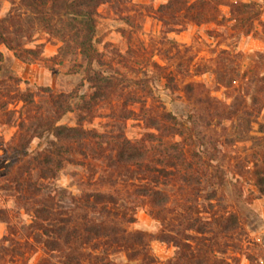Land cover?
I'll use <instances>...</instances> for the list:
<instances>
[{"label": "trees", "instance_id": "trees-1", "mask_svg": "<svg viewBox=\"0 0 264 264\" xmlns=\"http://www.w3.org/2000/svg\"><path fill=\"white\" fill-rule=\"evenodd\" d=\"M113 1L118 0H7L9 8L0 16V45L31 62L40 58L43 44L27 45L37 33H44L59 43L55 58L80 59L83 79L69 93L40 87V95L46 98L42 103L33 91L19 87V78L0 79L1 122L10 123L17 113L10 143L0 136V146L5 145L10 154L2 189L13 192L32 213L28 228L44 248L60 254L59 264H157L150 247L153 239L174 247L172 257L162 264H231L226 253L229 247L237 249L238 244L231 242L242 226L238 215L223 205L221 168L212 164L195 132L198 124L229 122L240 139L248 136L250 124L264 113V50L255 52L240 74L229 76L225 84L231 90L229 102L203 94L201 83L190 81L179 88L196 105L190 112L154 108L134 90L124 93L130 85L128 77L101 68L106 63L94 41L97 8ZM262 4L261 0H165L157 8V17L167 32L174 31L181 18L196 24L229 22L243 35L255 31L258 24L264 40ZM221 5L227 6L228 16ZM3 58L0 50V62ZM217 58L219 71L236 55L221 50ZM166 81L171 90H178L173 76H166ZM84 82L91 89L88 94H80ZM133 83L144 86L141 80ZM115 99L122 100L121 107L110 114L111 123L103 131L84 126L101 103ZM18 102H22L18 109L9 108ZM135 103L137 112L126 108ZM75 109L76 125L58 123ZM130 118L141 120L152 131L130 139L124 130ZM35 139L45 144L31 150ZM245 162L264 199V128ZM68 164L84 169L86 177L78 194L63 190L59 195L48 182ZM142 202L160 222L155 235L129 229ZM1 242L14 254L23 246L11 234ZM121 252L125 262L116 260ZM246 258L255 264V256ZM46 264L56 263L47 260Z\"/></svg>", "mask_w": 264, "mask_h": 264}, {"label": "rangeland", "instance_id": "rangeland-1", "mask_svg": "<svg viewBox=\"0 0 264 264\" xmlns=\"http://www.w3.org/2000/svg\"><path fill=\"white\" fill-rule=\"evenodd\" d=\"M261 1V19L264 20V0ZM164 2L165 0H118L97 8L94 41L97 49L104 53L106 63L101 68L106 72L128 77L130 85L124 93L134 90L146 100L147 105L150 104L154 108L165 106L168 110L186 115L196 105L188 102L179 88L190 81L201 83L205 90L203 94L229 102L231 90L225 86L229 76L240 74L249 65V58L255 52L264 50L259 25H255V31L243 35L234 31L229 22L196 24L181 18L179 24L173 25L176 29L167 32L157 17V8ZM8 8L7 0H0V16H3ZM219 8L228 16L227 6L221 5ZM39 43L43 44L41 56L31 62L16 58L12 51L1 44L0 50L4 58L0 62V79L10 75L19 78V87L33 91L36 101L42 103L46 98L40 95V87L69 93L82 81L83 72L79 66L80 59L74 61L70 57L55 58L59 43L49 40L44 33H37L35 40L27 46L34 47ZM221 50H227L229 54L236 55V58L229 66L221 65L223 69L218 71L217 62L220 60L217 55ZM94 67L100 68L96 64ZM166 76L174 77L178 90L170 89ZM135 80H141L144 86H136L133 83ZM238 83L234 82L233 85ZM90 92L88 83L84 82L80 94ZM121 103V99H115L110 104L101 103L94 111L95 117L91 122L84 123V126L103 131L105 126L111 123L110 114L116 112ZM21 105L22 102H18L10 104L9 108L18 109ZM138 106L135 103L127 105L126 108L137 112ZM16 116L17 113L10 123H2L0 118V136L5 143H10L16 132ZM77 118L78 110L75 109L66 113L58 123L73 126L76 125ZM263 128L264 113H261L250 124L245 139H240V135L229 122H211L209 126L198 124L195 132L199 140L204 142L212 164L221 168L224 183L221 188L224 195L223 205L228 211L238 215L242 226V232L235 235L231 242L238 244L237 249L229 247L226 253L231 264H250L246 258L247 254L256 257L255 264H264V199L247 172L246 168L250 165L245 162L250 157L252 143L257 136L262 135ZM124 130L130 139H138L146 132L152 131L137 118L127 119ZM212 143L215 146H212ZM44 144L43 140L35 139L30 149L42 148ZM9 155L5 145H1L0 264H46L47 260L59 264L60 254L44 248L43 243L37 241L28 228L32 213L16 200L13 192L2 189L6 176L4 166L9 160ZM96 164L100 169L101 161ZM85 177L84 169L68 164L57 178L48 182V186L52 192L59 195L58 192L63 190L66 194L76 195L82 188V180ZM214 182L216 184V180ZM135 218V222L129 226L130 230L155 235L160 229V222L149 214V207L144 202L137 207ZM10 234L23 244L16 248L15 254L9 247L2 246L1 238ZM150 247L157 264H162L174 253L172 245L158 239L150 241ZM116 260L125 262V254L119 253Z\"/></svg>", "mask_w": 264, "mask_h": 264}]
</instances>
